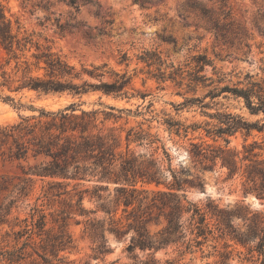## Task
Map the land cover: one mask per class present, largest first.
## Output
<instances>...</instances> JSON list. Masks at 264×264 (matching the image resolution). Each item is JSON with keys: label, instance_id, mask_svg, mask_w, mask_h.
Here are the masks:
<instances>
[{"label": "rangeland", "instance_id": "rangeland-1", "mask_svg": "<svg viewBox=\"0 0 264 264\" xmlns=\"http://www.w3.org/2000/svg\"><path fill=\"white\" fill-rule=\"evenodd\" d=\"M67 0H0L13 28L31 34L32 42L23 49L13 48L8 52L0 45V126L16 123L21 118L37 117L41 110L58 112L74 104L79 110L112 112L120 116L103 123L106 129L120 136L121 150L125 147V133L129 128L151 127V133L158 134L160 142L157 158L165 179L171 177L170 170L180 174L185 181L181 191L186 199L199 207L211 201L226 211H234L230 224L242 244L227 234L221 235L211 220V233L200 247L185 248V242L193 235L183 230V237L157 251L129 252L126 246L129 235L116 237L104 231L105 252L96 254L97 242L85 229L83 218L67 221V232L73 239V247L58 252L57 256L45 254V260L33 251L42 254L37 245L41 238L53 239L57 230V199L45 201L43 193L49 178L31 177L24 194L19 195L14 185L21 179L30 177L24 174L29 165L36 161L31 156L26 160L9 157L0 153V251L15 252L13 262L0 256V264H264V251L259 254L254 249L258 238L247 240L252 214L264 215V198H258L253 191L243 193L244 177L229 178L219 162L213 169H201L188 157L190 142L226 146L242 150L243 145L253 141L261 145L258 150L264 158V130H238L221 137L208 136L204 127L219 125L216 117L208 114L231 113L242 116L247 122H255L262 114L253 115L246 109L243 99L228 92L211 99L206 93L213 87L238 86L245 84L244 75L253 79H264V0H196L201 6L218 11L221 3L230 10L231 25L223 36L211 31L209 26L185 9L186 0H149L145 8L133 4L132 0H76L78 11L66 4ZM99 12V16L95 12ZM102 15H105L103 18ZM109 20V22H105ZM61 25V29L58 28ZM154 52L163 61L162 65H148L140 59L144 52ZM52 53L69 65L81 71L82 67L105 65L108 71L101 79L81 74L76 84L87 81L99 84L100 81L113 82L115 74H125L130 78L124 89L118 93L104 94L89 88L86 93L72 94L43 93L28 88H18L28 77H44L45 63L34 55ZM204 55L211 65H205L199 75L207 79L197 86L189 84V78L197 69L195 57ZM160 71L167 76L180 69L184 79L179 84V76L174 79L156 78ZM240 82V83H239ZM196 99L208 106L202 107ZM108 107H114L110 110ZM122 110V111H118ZM100 119L102 115L99 114ZM99 119V120H100ZM165 119L176 121L188 127L187 133H169ZM261 121V120H260ZM208 123L209 125H206ZM195 126H199L195 128ZM224 138L228 139V143ZM162 146V148H161ZM136 153H151L146 147L130 145ZM166 152V154L163 152ZM6 180V181H5ZM91 192L96 186L104 185L100 193L111 198L118 183L99 182L95 178L73 181ZM148 190L166 189L163 185L145 186ZM250 196L256 200L251 203ZM44 205L40 206V204ZM39 205L45 213L44 232L37 236L32 232L35 246H24L32 229L31 207ZM95 200L84 199L87 209L94 208ZM244 206V208H241ZM248 211L249 214H246ZM120 215V211L116 217ZM96 218L103 223L105 215L98 212ZM254 218V217H253ZM76 219L80 223H76ZM153 221L151 232L160 228ZM264 226V223H263ZM55 229L51 231V228ZM224 231V225H221ZM50 230V231H49ZM45 243V242H44ZM34 249V250H33ZM22 252L23 254H19ZM21 256V258L18 257ZM57 258H60L59 261Z\"/></svg>", "mask_w": 264, "mask_h": 264}, {"label": "trees", "instance_id": "trees-1", "mask_svg": "<svg viewBox=\"0 0 264 264\" xmlns=\"http://www.w3.org/2000/svg\"><path fill=\"white\" fill-rule=\"evenodd\" d=\"M149 0H132L140 8H145V3ZM89 3L90 1L85 0ZM68 6L74 7L78 11L76 0H67ZM185 9L193 13L196 17L203 20L211 31L223 36L224 31L231 25L230 10L221 3L218 11L212 8L201 6L196 0H186ZM99 16V12H95ZM105 15H102L103 18ZM109 22V20H105ZM58 28H62L58 25ZM32 42L31 34L20 31V27L13 28L12 21L6 14L5 7L0 3V45L8 52L13 48L23 49L28 43ZM37 60L45 63L44 77H28L18 88H28L43 93H63L72 94L86 93L89 88L101 91L104 94L118 93L124 89L130 81L125 74H115L118 78L113 82L100 81L99 84H81L73 82L80 79L81 74H87L92 78L101 79L106 74L105 65L92 66L91 69L82 67L81 71H76L75 67L52 53H42L34 55ZM140 59L148 65L157 63L162 65L163 61L154 52H144ZM197 69L189 78V84L197 86L203 84L207 78L198 73L203 70L205 65H211L204 55L194 58ZM179 76V84L182 83L184 76L180 69L170 72L165 76L164 71H160L156 78L166 80L174 79ZM245 84L242 87L221 86L210 89L206 96L211 99L228 92L234 97L242 98L248 112L253 115L262 114V118L255 122H247L242 116L231 113L206 114L209 117H216L219 125L204 127L208 136L221 137L231 135L238 130L250 132L252 129L257 131L264 130V79L257 81L249 73L244 75ZM240 83V82H239ZM202 107L208 104L196 99ZM114 110V107H108ZM74 104L66 110L50 112L41 110L37 117L21 118L20 121L12 124L0 126V153L7 152L9 157L26 160L29 156L38 162L29 165L24 174L29 175L14 185V189L19 195L24 194L28 184L32 181L31 177L40 179L49 178L46 189L43 193L45 201L57 199L59 209L57 217V230L53 239H40L37 244L43 251L37 256L45 260V254L57 256L61 250L73 247V239L67 232V221L77 217L83 218L85 229L89 235L97 242L95 247L96 254L105 252L104 231L113 233L116 237L129 235V242L126 249L133 252L135 249L141 251L154 252L166 247L170 243H176L183 237V230L186 229L193 235L185 242V248L200 247L207 236L211 233L210 222L215 221L216 229L221 235L227 234L236 241L245 244L234 232L230 224L231 218L236 214L234 211H226L218 208V205L207 202L204 207H199L186 199L184 194H176L174 191H181L184 180L180 174L170 170L171 177L165 179L160 164L155 157L160 142L158 134L151 133V127L146 129L141 127L129 128L124 137L125 147L121 150V139L119 135L113 133V129L103 127L104 121L120 116L112 112H101L97 110H79L76 113ZM122 111V110H118ZM99 114L102 115L100 119ZM100 119V120H99ZM163 124L169 133L179 134L182 130L186 135L187 128L182 124L165 119ZM206 125H209L206 123ZM199 126H195L198 128ZM228 143V139L224 138ZM146 147L152 150L151 153H136L130 149V145ZM162 148V146H161ZM261 145L253 141L243 145L242 150L227 148L226 146H212L210 144L190 142V150L187 152L193 164H199L201 169H213L219 162L220 167H224L229 178L234 176L244 177L243 193L253 191L258 198H264V158L258 150ZM163 152H166L163 149ZM167 155V154H166ZM95 178L99 182H114L118 185L114 189V195L103 196L100 192L106 189L104 185H98L91 192L86 188H81L80 183L73 181ZM6 181V180H5ZM163 185L166 189L148 190L145 186ZM88 196L89 200H95L94 208L87 209L84 206V199ZM43 206L44 203L40 204ZM39 205L31 207L32 229L27 236L24 246H35L32 241V232L36 229L37 236L44 232L45 213ZM241 208H246L241 206ZM120 211V215L116 214ZM102 212L105 215L103 223L96 218V214ZM249 214L248 211H245ZM252 225L249 226L247 240L258 238L254 249L259 254L264 251V215L252 214ZM254 217V218H253ZM154 222L160 224V228L151 232L149 224ZM76 223H80L76 219ZM224 225V229L221 227ZM55 228L52 227L51 231ZM50 231V230H49ZM45 242V243H44ZM32 245V246H31ZM33 248V247H32ZM34 250V249H33ZM15 252L2 250L0 256L3 259L13 262ZM19 254H23L19 252ZM21 258L20 255H18ZM58 260L60 258H57ZM62 261V260H59ZM75 264V261L69 262ZM114 264V263H111ZM157 264V263H153Z\"/></svg>", "mask_w": 264, "mask_h": 264}, {"label": "water", "instance_id": "water-1", "mask_svg": "<svg viewBox=\"0 0 264 264\" xmlns=\"http://www.w3.org/2000/svg\"><path fill=\"white\" fill-rule=\"evenodd\" d=\"M246 199H250L251 200V203H253L256 200V198L255 197H252V196H250L249 198H246Z\"/></svg>", "mask_w": 264, "mask_h": 264}]
</instances>
